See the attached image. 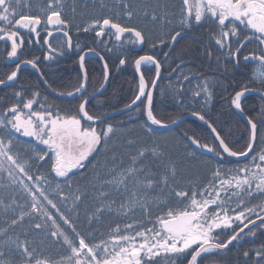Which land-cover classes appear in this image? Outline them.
<instances>
[{
	"label": "snow or ice",
	"instance_id": "6c2138e0",
	"mask_svg": "<svg viewBox=\"0 0 264 264\" xmlns=\"http://www.w3.org/2000/svg\"><path fill=\"white\" fill-rule=\"evenodd\" d=\"M116 9L99 0L100 14L89 23L76 24L65 14L64 0H41L35 11L32 0H0V42L6 62L15 65L6 79H0V87H13L19 73L29 68L38 84L32 91L20 84L0 97V264H205L206 260L218 264L212 257L222 256L246 237L264 235V0H177L171 5L160 0H144L141 5L116 0ZM149 25L170 31L156 35ZM205 26L209 42L224 54L226 65L236 69L244 48L256 44L255 51L243 56V65H256L251 83L257 87L246 84L234 90L230 104L233 114L245 122V135L233 142L231 130L224 133L202 111H191L210 137L205 143L195 134L181 137L184 159L197 160L203 169L196 178L185 176L166 145L128 139L122 145L127 165L113 151L103 169H94V195L84 210L87 225L81 230V203L89 194L80 186L74 189L73 178L83 175L102 147L109 150L120 127L105 123L111 114H90V98L105 84L88 93L86 62H101L106 83L110 75L106 54L116 53L123 67L129 52L148 48L133 61L137 88L118 114L139 113L141 131L151 140L157 129L178 123L166 124L154 114L155 90L165 78V65L175 63L170 59L172 50L190 31ZM73 29L77 36L94 33L86 39L95 43L74 45ZM57 38L58 46L53 44ZM34 46L42 50L46 64L75 48L78 86L58 92L45 78L40 57L22 59L25 49ZM184 66L181 61L168 73L169 85L161 89V96L170 95L174 104L184 106L191 92V102L202 100L203 109L213 98V84L181 71ZM152 73L147 80L146 74ZM194 78L195 87L187 88ZM41 88L47 93L43 97ZM253 93L262 102L255 115L243 106ZM49 95L54 100L68 98L67 107L61 110ZM73 100H78L75 107ZM129 119L135 122L132 116ZM105 216L112 218L111 223L98 234L94 225ZM243 258L264 264V243L244 251Z\"/></svg>",
	"mask_w": 264,
	"mask_h": 264
},
{
	"label": "trees",
	"instance_id": "16d2710c",
	"mask_svg": "<svg viewBox=\"0 0 264 264\" xmlns=\"http://www.w3.org/2000/svg\"><path fill=\"white\" fill-rule=\"evenodd\" d=\"M116 0H107V4H111ZM41 0H32L33 11L39 6ZM160 3L176 4L177 0H160ZM65 4V14L74 19L76 24H86L90 22L93 16L100 14L99 12V0H64ZM73 8H75V13H73ZM178 11V7L176 9ZM153 32L156 35L164 33V29H159V26H151ZM176 44L175 48L172 50V56L170 59H174L175 63L171 67L167 68V71L163 73L165 78L159 81V85L155 90V112L154 114L157 118L161 119L166 124H171L173 120H178L184 115H191V111H202L206 119H209L215 123L218 129H222L224 133L229 130L233 133V142L238 139L241 135H245L244 127L245 122L241 121L237 116H235L234 109L231 108V96L234 95V90H240L244 85H249V87L255 88L257 85L252 84V76L254 70H256V65L254 63L248 64L247 67L243 65V56L249 52L256 50V44H248L244 48L241 54V66L236 69L232 64L225 63L224 54L212 46L209 42V29L207 26L203 28H198L190 31ZM73 44L92 45L95 41L91 38L86 39V37H91L94 33L84 34L81 33L79 36L75 33V29L72 32ZM42 39V38H41ZM107 39V37H105ZM53 44H59V38L53 40ZM110 47L112 45H109ZM5 45L0 42V79H6V76L15 68L14 64L9 65L6 62V52ZM98 50H103V45L98 46ZM168 49L166 48L165 51ZM148 51L145 47L144 52H129L128 54V64L123 67H119V60L117 59V54H106L105 58L109 63V82L106 90L90 100L88 105V110L90 114L102 115L105 113H112L119 109H122L125 104L129 103L133 98V93L137 88L138 77L136 76L134 67L132 66L133 61L137 55H143ZM26 56L22 57L31 59L33 56H38L41 59V65L43 72L45 73V78L53 84V87L57 89L58 92H68L72 91L78 86L79 80V64L78 55H76V49L73 48L72 53H65L63 57H59L54 62L46 64L43 62V53L38 46H34L31 51L25 49ZM211 53L209 55L208 53ZM163 54L161 53V58ZM219 58V59H218ZM181 61L185 62V66L181 69L189 74H196V77L200 82L208 80L213 84L212 93L213 98L208 105H205L203 109L201 108V103L191 102V92H188L186 96L189 98V104L184 106H178L173 103L171 96H161V89H167L169 85V80L166 79L168 73L172 71ZM86 67L89 71L88 80V93L96 92L100 89L101 84L104 83L103 70L101 62L89 59L86 62ZM227 68V70H225ZM152 74H146V79L151 80ZM176 77L173 76L171 83H175ZM197 79L194 78L190 85H185L187 88L191 89L195 87ZM20 84H23L29 91L34 90L38 84L36 80V75L30 69L22 70L19 73V79L16 84L10 88L0 87V97H3L6 93H11L14 88H18ZM47 94L43 88H41V96L43 97ZM87 95V93H86ZM49 101L59 106L61 110H64L68 105V98L53 99L52 95H49ZM82 99V97H81ZM78 104V100H73L72 105L75 107ZM243 106L246 113H251L255 115L262 106V102L259 97L255 94H249L243 101ZM132 116L135 120L129 119ZM193 117V116H192ZM195 118V117H194ZM105 123H111L114 126L120 125L117 128V132L123 131L124 138L119 141L115 140V135L112 140H110V148L112 147L115 151L121 152L123 149L122 145L128 139L142 138L146 140L149 146L152 143V138H156L161 141L163 145H166L168 150L171 152L174 159H176L181 166V171L186 177L196 178L197 175L203 173V169L199 167L197 160H185L184 157L186 153L184 152L185 141L181 139L185 135H198L201 136V143L210 142V137L208 136V130L204 125H202L197 120L190 118L184 120L179 126L171 130H161L156 131V134L152 136L151 140L144 137L141 131L140 124L143 120L140 118L139 113L132 112L124 115H119L107 120ZM116 132V133H117ZM243 141L240 142L242 146ZM96 154L91 158L88 167L82 170L83 175L78 173L74 178L73 182L81 184L82 182H89L93 176L92 170L99 164L95 161ZM204 159V157H200ZM256 244L250 248L254 249L259 247ZM243 248L237 251H231L228 258L212 257V259L218 261V263H225L228 259L233 264H252V259L244 260L243 258ZM206 260L205 262H207Z\"/></svg>",
	"mask_w": 264,
	"mask_h": 264
},
{
	"label": "rangeland",
	"instance_id": "374dc122",
	"mask_svg": "<svg viewBox=\"0 0 264 264\" xmlns=\"http://www.w3.org/2000/svg\"><path fill=\"white\" fill-rule=\"evenodd\" d=\"M130 3H133L135 5H141L144 3V0H129ZM152 3H156V0H151ZM108 6L110 8L113 9V11L115 12L117 9H116V1L115 2H112L111 4H108ZM159 26V29H164V32H167V31H170L169 28L167 27H164V28H161L160 25ZM117 136H115V140L114 141H119L120 139L124 138V132L123 131H119L116 133ZM155 141L156 143L160 144V145H163L162 142L156 138H152V142ZM110 141H109V145H108V151H105V149L102 147L101 150L96 153V156H95V161H98L99 159V164L97 165V167H95V170H101L104 168L105 166V163L106 161H110V158L111 156L113 155V151H115L112 147L110 148ZM151 146V145H150ZM22 147V146H21ZM134 151V150H132ZM116 153L118 151H115ZM125 152V149H121V152H119V154L121 155V158L124 160V163L125 165L128 164V158L126 156H123L122 154ZM93 172V176L91 178V180L89 182H82L81 184H77L75 182H73V188L75 189V187L77 186H80L81 187V190L82 191H87L89 196L88 198H86L82 203H81V221L78 222V225L80 226L81 230H83V228L87 225V221L84 220L83 216H84V210L85 208L87 207H90L91 206V196L94 195V193L92 192V189H91V184L92 182L94 181V177H95V171L94 169L92 170ZM7 202V200L5 201ZM111 217H108V216H105L104 218H102L101 221H99L97 224L94 225L95 228H97L99 231H98V234L100 232H106L107 231V228L109 226V224L111 223Z\"/></svg>",
	"mask_w": 264,
	"mask_h": 264
},
{
	"label": "flooded vegetation",
	"instance_id": "af4514ba",
	"mask_svg": "<svg viewBox=\"0 0 264 264\" xmlns=\"http://www.w3.org/2000/svg\"><path fill=\"white\" fill-rule=\"evenodd\" d=\"M262 243H264V235H261L260 233H257V236L255 238H251V237H246L245 239L241 240L240 242L234 244L233 246L230 247V250L226 251L225 253H223V255L221 256L223 258H228L231 254L230 252L232 251H237L240 248H243L244 251L246 250H250V248L256 244L261 245ZM220 256H216V258H219ZM205 264H209V261L205 262ZM218 264H233L231 262V259L229 261V259L225 262V263H218Z\"/></svg>",
	"mask_w": 264,
	"mask_h": 264
},
{
	"label": "water",
	"instance_id": "95a60500",
	"mask_svg": "<svg viewBox=\"0 0 264 264\" xmlns=\"http://www.w3.org/2000/svg\"><path fill=\"white\" fill-rule=\"evenodd\" d=\"M187 35H189V36H191V37H194V36H192V35H190V34H187ZM108 82H109V78H108V81L105 83V81H104V84H105V87L103 88V89H101L100 90V92L99 93H97L96 95H99V94H101V93H103L105 90H106V88H107V85H108ZM254 94V93H253ZM95 95V96H96ZM94 97V96H93ZM92 98V97H91ZM118 112L119 111H117V112H114V113H111V115H113V117L114 116H118V115H120V114H118ZM190 118H193L194 119V117H192V116H190V115H185V116H183V117H181L180 119H178L177 120V125L176 126H174V127H171V128H169V129H167V130H171V129H174V128H176L177 126H179L184 120H186V119H190ZM195 120H197L196 118H195ZM198 122H200L201 124H202V122L201 121H199V120H197ZM171 125V124H170ZM154 128H156V126H153ZM206 127V126H205ZM161 130H165V129H157L156 131H161Z\"/></svg>",
	"mask_w": 264,
	"mask_h": 264
},
{
	"label": "bare ground",
	"instance_id": "6f19581e",
	"mask_svg": "<svg viewBox=\"0 0 264 264\" xmlns=\"http://www.w3.org/2000/svg\"><path fill=\"white\" fill-rule=\"evenodd\" d=\"M104 84V83H103ZM108 86V85H107ZM96 96H98V95H96ZM96 96H94V97H92V98H90V100L91 99H93V98H95ZM117 111H119V110H117ZM117 111H114V112H117ZM114 112H112V113H114ZM108 114H111V113H108ZM119 116V115H118ZM185 116V115H184ZM114 117H116V116H114ZM170 125V124H169Z\"/></svg>",
	"mask_w": 264,
	"mask_h": 264
}]
</instances>
